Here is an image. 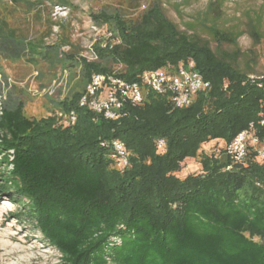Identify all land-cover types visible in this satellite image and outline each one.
<instances>
[{
  "label": "trees",
  "instance_id": "trees-1",
  "mask_svg": "<svg viewBox=\"0 0 264 264\" xmlns=\"http://www.w3.org/2000/svg\"><path fill=\"white\" fill-rule=\"evenodd\" d=\"M10 1L39 11L44 0ZM220 7L210 1L208 10L218 18ZM89 17L108 24L114 39L95 42L93 60L81 55L65 21L48 19L30 36L0 18V53L25 56L38 79L68 70L65 96L51 101L76 114L62 126L52 115L26 116L11 97L0 101V191L12 192L15 217L38 228L61 264H264V159L250 144L240 159L228 149L244 130L264 144V75L238 67L241 32L212 21L205 29L213 49L180 30L157 1L135 18L106 8ZM260 20L249 18L254 42L264 38ZM189 61L209 88L187 105L148 93L110 119L78 104L93 73L138 81L146 70ZM211 140L216 151L202 152ZM113 141L124 147V166ZM196 156L201 171L179 177L181 163Z\"/></svg>",
  "mask_w": 264,
  "mask_h": 264
},
{
  "label": "rangeland",
  "instance_id": "rangeland-1",
  "mask_svg": "<svg viewBox=\"0 0 264 264\" xmlns=\"http://www.w3.org/2000/svg\"><path fill=\"white\" fill-rule=\"evenodd\" d=\"M157 1L164 14L180 30L196 35L208 42L215 49V42L206 33V25L215 21L224 29L240 31L237 45L240 54L237 65L243 70L251 68L255 74L264 75V38L254 42L248 33L249 18L254 19L259 15L260 31L264 33V2L262 0H69L66 6V16H63L62 5L52 4L55 0H44L26 9L22 3H12L10 0H0V18L7 26L14 28L21 34L38 36L47 27V21H65L70 28L71 40L77 45L80 43L77 33L92 34L89 25V13L103 8L108 10L118 9L130 18H135L146 7ZM210 1H220L221 14L215 18L216 13L209 11ZM56 5V6H55ZM99 28L97 41L105 31H111L108 24H97ZM191 25L193 29H189ZM53 32L55 28L53 27ZM54 36L47 38V44L53 42ZM79 42V43H78ZM79 46V45H78ZM222 50L230 53L234 47L228 44ZM44 72L46 67H42ZM57 68L55 72H59ZM52 70L46 76L37 78L38 68L32 66L22 56L21 59H12L0 53V101H7L8 97L23 104L24 114L28 117L40 118L52 115L56 124L70 125L67 112L54 110L51 99H62L65 93H58V88L50 90L52 83ZM211 140L201 146L202 152L216 151L217 144ZM222 144V142H220ZM201 171L199 156L190 157L181 163L177 171L179 177L189 173ZM12 192L0 191V264H61L59 252L43 240L36 226L19 220L15 217L16 203L9 200ZM255 239H258L255 237Z\"/></svg>",
  "mask_w": 264,
  "mask_h": 264
},
{
  "label": "built area",
  "instance_id": "built-area-1",
  "mask_svg": "<svg viewBox=\"0 0 264 264\" xmlns=\"http://www.w3.org/2000/svg\"><path fill=\"white\" fill-rule=\"evenodd\" d=\"M61 8L62 13H64L63 16H66V6L62 5ZM89 25L92 34L79 32L76 35L81 46L85 48L81 55L88 60H93L97 58L93 45L101 35L98 37V25L91 19ZM54 28L56 31L57 26H54ZM102 35L103 41L111 39L113 36L110 31H105ZM100 40L102 41V37ZM102 44H105V42ZM68 75V70H60L53 78L50 90L58 88L61 93H65ZM208 88L209 83L194 70V63L189 61L179 63L176 66L146 70L141 73L138 81H128L113 74L93 73L84 91L79 96L78 104L102 114L105 118L112 119L119 115L125 101L142 103L148 93L167 95L176 106H182L187 105L196 92L206 91ZM66 116L69 123L73 124L75 122L76 114L73 110L68 111ZM248 144L254 146L258 156L264 159V144L247 130L239 132L229 143L228 149L235 158L240 159L246 155ZM112 145L117 152L119 165H126L127 157L123 145L118 141H113Z\"/></svg>",
  "mask_w": 264,
  "mask_h": 264
}]
</instances>
